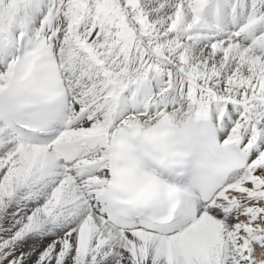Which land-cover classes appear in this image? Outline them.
<instances>
[{
	"label": "snow or ice",
	"instance_id": "obj_1",
	"mask_svg": "<svg viewBox=\"0 0 264 264\" xmlns=\"http://www.w3.org/2000/svg\"><path fill=\"white\" fill-rule=\"evenodd\" d=\"M0 264H264V0H0Z\"/></svg>",
	"mask_w": 264,
	"mask_h": 264
}]
</instances>
